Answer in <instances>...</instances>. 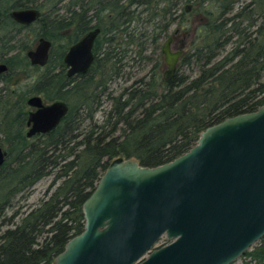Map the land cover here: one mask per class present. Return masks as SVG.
<instances>
[{
	"label": "trees",
	"instance_id": "trees-1",
	"mask_svg": "<svg viewBox=\"0 0 264 264\" xmlns=\"http://www.w3.org/2000/svg\"><path fill=\"white\" fill-rule=\"evenodd\" d=\"M30 6L49 13L28 36L8 12ZM77 21L80 36L101 28L87 73L67 77L60 58L49 75L30 63L25 52L39 34L65 48L70 42H59V31ZM178 31L184 53L166 81L162 40ZM3 60L10 68L0 74V145L7 152L0 264H54L83 230V202L114 159L164 163L189 150L207 126L264 105V0H1ZM34 93L64 99L70 109L54 130L28 137ZM49 175L43 196L30 203L34 185ZM247 254L261 260L264 247Z\"/></svg>",
	"mask_w": 264,
	"mask_h": 264
},
{
	"label": "water",
	"instance_id": "water-1",
	"mask_svg": "<svg viewBox=\"0 0 264 264\" xmlns=\"http://www.w3.org/2000/svg\"><path fill=\"white\" fill-rule=\"evenodd\" d=\"M21 23L35 21L34 7L13 9ZM99 28L65 56L68 75L84 73L94 60ZM164 41V79L176 74L184 53ZM50 41L29 50L33 64L48 59ZM0 64V71L5 68ZM28 136L52 131L67 102L28 99ZM0 145V166L6 158ZM83 230L72 236L54 264H230L264 237V105L229 116L201 131L197 142L154 166L135 157L114 159L82 205ZM165 238L167 243L157 245Z\"/></svg>",
	"mask_w": 264,
	"mask_h": 264
},
{
	"label": "flooded vegetation",
	"instance_id": "flooded-vegetation-1",
	"mask_svg": "<svg viewBox=\"0 0 264 264\" xmlns=\"http://www.w3.org/2000/svg\"><path fill=\"white\" fill-rule=\"evenodd\" d=\"M1 1V0H0ZM30 7H34V6H30ZM17 8H23V7H17ZM34 8H36V9H38L39 11H40V15H39V17L35 20V21H37L42 15H45V17H48L47 15H48V13H49V10H41V9H39V8H37V7H34ZM13 9H16V8H12V9H10L9 10V12H8V14H9V16L12 18V19H14L11 15H10V13H11V11L13 10ZM15 20V19H14ZM17 23H19V24H21V26H22V30L21 31H23V34H26V35H28V36H31L32 34H31V32H29V27H30V25L32 24V23H34L35 21H33V22H31V23H21V22H19V21H17V20H15ZM79 24H80V21H77L76 22V24L74 25V27H76V29H75V31H74V33H73V39H71V40H66V36H68L74 29V27H70V28H68V29H66V30H61V31H59V35H60V37H59V42H62V43H65V41H69L70 43L65 47V48H63V47H60V45H58V44H56L55 45V43H54V39L53 38H50V37H48L47 35H44V34H39L37 37H36V40L34 41V44L30 47V48H28L27 50H26V52H25V54H26V56L28 57V59H29V61H30V63L32 64V65H38L41 69H42V71L43 72H46L47 73V75H49V74H54V73H57L58 72V68L60 67V64H58L59 63V58L60 59H62V63H61V66L65 69V73H66V76L67 77H76L77 78V76H79L80 74H85V73H87L89 70H90V68H89V70H87L86 72H84V73H74V74H72V75H68V69H69V66L66 64V62H65V56H66V54H67V52H68V50L70 49V47L73 45V44H75V43H77L78 41H80L86 34H88L91 30H94V29H96V28H99L100 30H99V32H98V35H97V37L99 36V34H100V32H101V28L100 27H93V28H91V29H89L88 31H86L85 33H83L81 36L80 35H78V33L80 34V29H79ZM49 26L50 25H47V28L48 29H50L49 28ZM43 31V30H42ZM44 32V31H43ZM97 37H96V39H97ZM41 38H45L46 40H48V41H50V46H49V51H48V59H47V62L46 63H44V64H40V63H36V64H33L32 63V61H31V58L28 56V51L29 50H34V49H36V47H37V45L40 43V39ZM96 39H95V42H94V53H95V43H96ZM182 44H183V42H182ZM179 48H181L180 46H178ZM173 49H177L176 47H174L173 46ZM94 58H95V56H94ZM93 62H94V60H93ZM5 64V68L3 69V70H1L0 71V74H3V73H6V72H8L9 71V68H10V66H9V64H8V62L7 61H5V60H3V61H0V64ZM93 64V63H92ZM92 66V65H91ZM34 95H40L41 97H42V99H43V102L45 103V104H49V103H52L53 101H56V100H63V101H65V102H67L66 100H64V99H52V100H48V99H46L45 98V96L43 95V94H41V93H34V94H31L28 98H27V103H28V99L30 98V97H32V96H34ZM67 104H68V102H67ZM28 105H29V103H28ZM68 106H69V104H68ZM37 109V107H35V106H32V105H29V112H28V119H29V113H30V111H32V110H36ZM69 109H70V106H69ZM69 111V110H68ZM28 119H27V133H28V130H29V128H30V126L28 125ZM64 119V118H63ZM62 119V120H63ZM61 123V122H60ZM59 123V124H60ZM58 124V125H59ZM57 125V126H58ZM56 126V127H57ZM55 127V128H56ZM54 128V129H55ZM53 129V130H54ZM50 132V131H49ZM45 133H47V132H45ZM38 134H43V133H35L34 135H32V136H28V137H33V136H36V135H38ZM28 135V134H27ZM165 243H167V240L165 239ZM164 243V244H165ZM163 245V244H162ZM264 247V246H263ZM255 259V258H254ZM255 260H257V259H255ZM264 263V258L263 259H261V260H257L256 261V263L255 264H263Z\"/></svg>",
	"mask_w": 264,
	"mask_h": 264
},
{
	"label": "rangeland",
	"instance_id": "rangeland-1",
	"mask_svg": "<svg viewBox=\"0 0 264 264\" xmlns=\"http://www.w3.org/2000/svg\"><path fill=\"white\" fill-rule=\"evenodd\" d=\"M173 36V42L172 45L174 47H178L180 45H182V42L184 44V39H185V34L182 31H178L176 33H172ZM167 38H164L162 40V42L164 43V41ZM186 48V46H185ZM164 57V55H163ZM167 68L166 62L165 65L163 66V71H165V69ZM103 111H101L102 113ZM52 175L46 176L44 178H42L41 180H39L33 187L32 192H31V196H30V203L36 202L38 201V199L43 196L44 192L46 191L47 187L49 186L51 180H52ZM165 243V238L163 237L162 239H160L157 242V245H162ZM260 246H264V237L261 238L260 240H258L257 242H255L247 251H251L254 250L257 247ZM257 260H255L251 254H247L244 253L243 255H241L240 257L236 258L232 263L230 264H255ZM264 264V263H263Z\"/></svg>",
	"mask_w": 264,
	"mask_h": 264
}]
</instances>
